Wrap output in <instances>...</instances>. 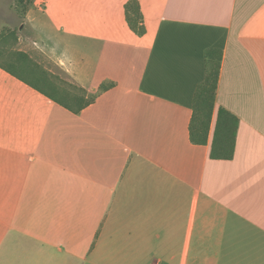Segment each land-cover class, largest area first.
Segmentation results:
<instances>
[{
  "label": "crops",
  "instance_id": "0c3cea01",
  "mask_svg": "<svg viewBox=\"0 0 264 264\" xmlns=\"http://www.w3.org/2000/svg\"><path fill=\"white\" fill-rule=\"evenodd\" d=\"M58 1L26 12L32 48L96 98L74 114L0 68V264H264V0ZM219 108L231 160L210 158Z\"/></svg>",
  "mask_w": 264,
  "mask_h": 264
},
{
  "label": "trees",
  "instance_id": "16d2710c",
  "mask_svg": "<svg viewBox=\"0 0 264 264\" xmlns=\"http://www.w3.org/2000/svg\"><path fill=\"white\" fill-rule=\"evenodd\" d=\"M17 3L27 11L29 0H17ZM126 20L130 28L134 31L142 32L138 28L140 20L139 6L136 1H130L126 6ZM9 37L16 42L15 35L9 33ZM5 35L0 39V43L5 40ZM0 45V59L4 58ZM16 60H0V68L22 81L32 89L41 93L54 103L64 107L68 111L78 114L83 109L92 104L96 95L89 97L88 93L73 84L72 91L66 88H58L52 80L48 79L44 72L38 73L34 69L26 66V57L18 53ZM220 53L214 51L206 55V73L204 81L198 86L193 101V116L190 125V139L194 144H205L207 140L209 125L214 109L215 96L220 70ZM66 84V83H65ZM110 85H103L101 91H105ZM238 120L230 112L223 108L217 111L216 126L211 145L210 158L214 160H231L234 153L235 137L237 133Z\"/></svg>",
  "mask_w": 264,
  "mask_h": 264
},
{
  "label": "rangeland",
  "instance_id": "374dc122",
  "mask_svg": "<svg viewBox=\"0 0 264 264\" xmlns=\"http://www.w3.org/2000/svg\"><path fill=\"white\" fill-rule=\"evenodd\" d=\"M44 1L46 4L43 5ZM58 2V0H29L27 11L33 4L37 13L44 16L47 21L54 22ZM26 12L23 11V7L17 3V0H0V39L4 35L6 37L0 43L1 50L4 52L2 56L4 58L0 60H8V58L16 60V58H19L17 54L22 53L26 57L25 62L29 69H34L38 73L44 72L58 88L64 87L66 90L72 91L69 81L60 75L53 63L35 48L33 50L32 42L38 43L39 37L38 33H34L28 27ZM9 33L15 35L16 42L9 37ZM92 96V94H89V97Z\"/></svg>",
  "mask_w": 264,
  "mask_h": 264
}]
</instances>
